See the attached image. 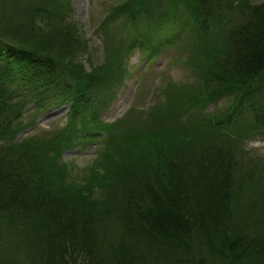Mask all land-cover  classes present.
<instances>
[{
  "label": "trees",
  "instance_id": "trees-1",
  "mask_svg": "<svg viewBox=\"0 0 264 264\" xmlns=\"http://www.w3.org/2000/svg\"><path fill=\"white\" fill-rule=\"evenodd\" d=\"M114 1L101 28L121 26L105 62L80 34L73 0H0V230L31 249L0 264H264L261 164L243 163L225 132L242 125L264 138V121L242 117L264 112V1ZM141 22L146 35H137ZM153 22L172 28L170 39ZM189 41L197 58L186 54L188 84L165 80L147 110L102 121L123 85L116 56L137 50L149 64ZM63 105L64 127L20 138ZM155 118L171 130L147 127ZM80 132L100 142L90 166L98 173L83 183L57 151Z\"/></svg>",
  "mask_w": 264,
  "mask_h": 264
},
{
  "label": "rangeland",
  "instance_id": "rangeland-1",
  "mask_svg": "<svg viewBox=\"0 0 264 264\" xmlns=\"http://www.w3.org/2000/svg\"><path fill=\"white\" fill-rule=\"evenodd\" d=\"M245 1L255 5L262 3L264 0ZM116 3L117 1L114 0H73V17L80 26V34H82L87 43H89L90 53L93 55V53L96 52V59L99 61H101L104 57L105 62H107L106 56H108L111 61L112 56L114 55L112 54L111 56L108 52L110 51V48L107 46V40L110 38L108 36H113L112 34L116 35L113 37H117L121 25L119 23H115L111 24L106 29H102L101 23L106 18L110 17L107 8ZM173 10L174 7H171L170 15L172 17L175 16L173 14ZM171 21H173V18ZM153 23L156 25V27H158L157 29L161 30L160 32H156L159 37L164 36L170 39L173 33L172 28H164L162 30L163 27L155 22ZM173 23L175 24V22ZM141 24L143 27L140 26V23L137 25V35H139L141 32L146 35L147 30L149 29H146L142 22ZM149 28L152 30L155 29L151 26H149ZM151 37L155 38L153 32ZM194 44L195 43L190 41L186 42L182 53L179 50L176 51L173 48H169L163 55L160 56L158 60L149 64L144 61L140 52L137 50L134 53L127 55L125 60L124 58L122 59L116 56V65L118 66L119 72L121 68L125 69V73H119V76L121 77L124 75L123 85L108 112L101 116L102 121L106 123H112L117 119L124 118L130 109L147 110L154 103L151 101H156L157 99L155 95L156 87L165 80H170L171 85L188 84L187 81L191 80V69L185 64L186 54L191 50L192 59L196 60L197 53L195 51L196 45ZM81 64L86 71L89 70V64L86 60V57L82 60ZM263 94L264 93H261L258 96L260 97ZM226 104V99L222 100L217 104L215 109L220 111L226 106ZM69 106L70 105L58 106L41 115L36 120L35 124L30 125L31 127L27 128L23 133L20 134V138L34 134L43 136L44 133H51L55 130L61 129L66 124L65 115L68 112ZM212 108L213 106L208 107L207 111L212 110ZM242 117L244 119L243 123H247L246 126L252 125L254 123H262L264 121V112L263 109L258 111L248 109L246 113L242 114ZM28 121H31V117L26 119V122ZM153 121L154 123L148 124L147 127L155 125L157 128H164L163 124L165 122H163L162 119L160 120L155 118ZM76 127L79 128V125L77 124ZM116 127L117 126H113V128ZM129 128L131 129L130 126ZM170 128L171 127H169L168 131L171 130ZM164 131L168 132L165 128ZM225 132L231 136L234 135L233 137L237 139L235 140L236 145L233 146L236 151L241 152L243 163L247 162L249 159L250 161L261 164L259 167H257V169H260V172L264 175V169L262 168L264 167V138H251L250 134L245 133V127L242 125L233 127L232 129ZM139 133L142 135L143 131L141 130ZM134 136L136 135L132 134L128 137V140L132 141ZM239 140L242 142L241 145H239ZM99 143V141L93 140L89 135L84 136V133L80 132L75 138H71L69 146L64 148V151L61 146L57 148V151H62L60 155L61 159H63V161L68 165H72V169L75 172L74 174L81 177L79 183H83L82 180L85 177H89L98 173L96 169H91L90 166L96 163V149L99 148L97 147ZM120 151L121 149H119L117 153L119 154ZM123 154V152H120L121 157ZM120 165L121 162L119 158H116L115 166L119 167ZM240 167L247 169L245 168V164H243V166H237V168ZM79 186L81 187V185ZM96 189V192L106 189V183H102L99 188ZM30 252L31 249L29 245H26L25 239L22 237V235L15 233L11 236H8L5 231L0 230V259L6 260L8 257H12L15 258L14 261L17 259L21 260L27 253Z\"/></svg>",
  "mask_w": 264,
  "mask_h": 264
}]
</instances>
